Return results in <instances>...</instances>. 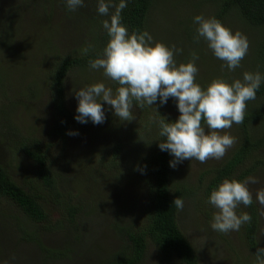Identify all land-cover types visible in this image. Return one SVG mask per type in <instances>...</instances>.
Masks as SVG:
<instances>
[{
	"label": "rangeland",
	"instance_id": "1",
	"mask_svg": "<svg viewBox=\"0 0 264 264\" xmlns=\"http://www.w3.org/2000/svg\"><path fill=\"white\" fill-rule=\"evenodd\" d=\"M33 4H35V1L31 2V0H0V156L4 162L12 166L11 173L19 180L33 179L32 162L23 155L16 154L12 157V154L5 148L6 110L8 113L14 110L10 117L23 131L34 134L44 143L49 142L52 155L54 150L58 152L64 145V143L59 142L57 137H49L53 119L46 112V108L49 107L46 99L41 101L39 99L46 92L44 86L48 69L56 56L55 47L59 52L67 50V38L63 37L59 42H56L54 39L60 30L56 28L57 32H53L48 28L47 18L41 15V10H36V12L34 10L32 12L27 11L26 7L28 5L32 7ZM160 8H162V12H159V8H155L154 18L150 24L151 28L155 25L154 41L182 48L183 52L175 57L178 65L182 62L187 63L194 55L197 56L196 65L199 71L196 82L202 87L206 88L213 79L222 77L228 69L221 67V62L214 61L216 57L207 47V42L204 40L199 47L198 44L190 42L184 34L185 26L198 27L193 20L189 22V19H193L194 16L202 14L205 18L214 17V5L212 6L210 2L204 0H162ZM9 13L14 15L15 20L20 21L18 25H13L9 21L7 22L10 24H5V18ZM179 21L183 23L179 25ZM225 26L233 32L239 31L245 35L249 43V49L253 47L251 46L252 42L259 41L258 30L246 26L234 13H229L225 17ZM179 33H183L182 40ZM84 38L82 34L79 37V43L84 42ZM88 39L92 41L91 37H88ZM249 49L247 52L248 58L245 60L244 57L242 60L243 62L245 60L244 65L239 67L237 71V68L233 72L229 71L228 75L233 73L235 77L237 75L243 76L244 72L256 69L254 66L255 58L252 59L254 53ZM190 51L195 52L189 54ZM86 75L88 81L86 86L104 82L106 86L113 89L115 85L113 81L104 77L102 69L92 70L89 68ZM228 82L231 83L232 80L229 79ZM83 87V85L80 86V88ZM70 89L68 87V90ZM115 89L117 88L115 87ZM113 92L115 93V90ZM77 103L73 91L69 105L71 104L75 113ZM158 104V101L153 106L146 103H133L134 119L127 122L131 125L130 128L137 130L142 135L146 130H144V127L147 128L148 124L153 123L151 136H155L157 132L155 124L159 115L161 117H164V115L165 117L179 115L177 107L170 102L160 105L162 108L160 114L157 108ZM104 108L106 116L104 123L99 125L91 123L89 130H84V128L81 129L83 130L81 133L76 131L78 134L71 135L65 142L67 148L74 154V161L72 168L62 175L63 189L60 190L62 195L59 200H71L74 204L83 203L86 205V211L81 212L79 217L89 238L76 248L81 256L71 254L70 259H63L61 262L50 261L47 264H99L98 260L106 251L113 249L116 244H121L120 234L112 227V222L124 219L127 224H139L142 221L145 199L135 176L137 165L133 164L132 156L130 155L131 158L129 157L125 161L128 171L123 179L116 177L113 168H104V161L112 159L113 156L111 133L115 131L117 135L121 136L117 137L118 139L115 137V142L118 140L127 142V134L130 131V128L124 127L127 123H122L113 114V110L109 105L104 104ZM116 122L121 123L122 127H116L117 130L113 129L112 132H108L104 128H109L112 124H117ZM97 127H101L98 132ZM219 132L221 135L225 134L223 130H219ZM151 136L147 138L138 137L137 143L134 141L132 145L142 147L145 150L149 145L148 140ZM125 147V149L129 148L127 145ZM229 150L220 160L210 158L204 163L195 159L191 161L184 160L177 165L176 171L172 174L174 182L191 188L193 193L183 198L184 207L179 210L178 220L181 229L195 247L200 264H253L255 258V253L247 246L242 227L238 232L228 233H220L210 227V221L217 210L207 203L208 199H204L202 173L211 168V164H217L224 160L229 154ZM262 153L264 155V150ZM82 154V157H78ZM119 156L121 158L116 159L118 162L124 159V154ZM118 169L120 170V167ZM69 172L71 174L68 176ZM204 176L207 175L204 174ZM252 176H255L258 182L249 184L248 187L255 195L258 190L264 189V170ZM116 190L118 194H113ZM65 191H70L69 193L75 196L68 199ZM39 193L44 197L42 204L47 208L49 214V219L46 221L48 223L39 225L27 221L14 205L4 200L0 201V252L4 250V256H0V264L44 263L42 253L34 243H28V240H26L28 245L25 246L23 242H18L22 241L19 240L21 234L31 235L36 233L41 242L45 243V246L59 249L69 246L70 244L66 243L67 241L71 240L72 242L70 236L67 240L64 232L53 231L48 228L50 224H54V221H62L67 218L68 213L65 207L61 208L56 203L54 194L44 187H39ZM95 209H98L101 215L96 212L93 213ZM244 211V205L241 204L237 212ZM68 229L71 230L70 227ZM22 248L27 249L19 252L18 249L21 250ZM145 254L146 257L142 264H161L158 253L152 245H149Z\"/></svg>",
	"mask_w": 264,
	"mask_h": 264
},
{
	"label": "trees",
	"instance_id": "2",
	"mask_svg": "<svg viewBox=\"0 0 264 264\" xmlns=\"http://www.w3.org/2000/svg\"><path fill=\"white\" fill-rule=\"evenodd\" d=\"M33 1H35V4L32 7L28 5L26 7L27 11L32 12L34 10L36 12V10H41V15L47 18L48 28L53 32H57L56 28L60 30L54 39L56 42H59L63 37L67 38V50L59 52L55 47L56 56L51 62L45 81L46 92L39 99V101L46 99L49 104L46 112L53 119L49 137H57L59 142L64 143V145L58 152L54 150L52 155L49 142L44 143L34 134L23 131L10 117L14 110L9 113L6 110L5 148L12 154V157L19 154L28 158L32 162L34 177L33 179H16L11 173L12 166L4 162L0 156V201L4 200L14 205L27 221L34 225L48 223L46 221L49 219L47 208L42 204L44 197L39 193L40 186L54 194L56 203L61 208L65 207L68 213L67 218L62 221H54V224H50L48 228L53 231L64 232L67 240L70 236L72 242L66 240V243L70 244L69 246L67 245L64 249L45 246V243L41 242L36 233L31 235L21 234L19 236V240L22 241L18 242H23L25 246L28 245L26 240H28V243H34L42 253L43 264H47L50 261L61 262L63 259H70L71 254L81 256L76 248L89 238L79 217L81 212L86 211V205L83 203L74 204L71 200L61 201L59 199L62 195L60 190L63 189L62 175L72 168L74 161V154L67 148V143L65 144L68 137L71 136L68 135V132L77 131L81 133L83 131L81 129L89 130L92 123L89 121L82 124L74 119L76 113L71 104L69 105L70 99L73 91L79 90L81 85L84 87L87 85L86 71L89 70V60L102 54L108 41V36L102 28V21L108 19V17L97 13V0H85V6L76 11L68 10L64 0H31V2ZM204 1L210 2L212 6L214 5L213 15L223 25H225V17L229 13H234L246 26L258 30L259 41L252 42L251 46L253 47L250 48L254 53L252 59L255 58L254 66L256 69L247 72L259 71L264 74V0ZM161 2L162 0H131L128 7L122 11V23L128 27L129 32L147 30L153 36L155 25L151 28L150 24L154 18L155 8H159V12H162ZM192 20L189 19V22H192ZM7 21L13 25H18L20 22L15 20L14 15L10 13L5 18V24H10ZM182 23V21L178 22L179 25ZM195 27L185 26L184 34L190 42L196 43L200 47L204 39H194L196 35ZM82 34L85 37L84 42L79 43V37ZM88 37H91L92 41ZM179 37L182 40L183 33H179ZM76 42L78 43L76 44ZM89 45H92L89 53L87 55L82 54L81 49ZM183 47L187 49L185 45ZM194 52L190 51L189 54ZM246 58H248V54L245 56V60ZM215 59L214 61H219L220 64L223 63ZM245 60L244 62L241 61V66L244 65ZM238 69L239 67L236 71ZM228 74L229 70L219 78L228 81L229 79H242L243 77L238 75L235 77L233 73ZM114 84L113 90L116 91L115 87L118 88L119 85L115 82ZM68 87L71 89L68 90ZM168 102L176 106L173 98H169ZM133 103L140 104L135 100ZM157 108L160 113L162 109L160 104L157 105ZM178 116L166 117V119L175 121ZM163 119H165V115L164 117H161V115L157 117L155 136H151L153 123L148 124L147 128L145 126V133L141 135L137 130L130 128L131 125L127 123L129 121H122V123L128 124H125L124 127L130 128L129 134H127V142H120V140L115 142V137L121 136L117 135L113 129L117 130L116 127H122L121 123L116 122L117 124H112L109 128L104 127L108 132L113 131L111 133L113 156L112 159L104 161V168H113L116 177L123 179L128 171L125 161L131 155L132 158H130L133 164L137 165L135 176L145 200L143 202L142 221L139 224H127L124 219L114 220L115 223L112 222V227L120 234L121 244H116L113 249L106 251L98 260L99 264H142L149 245L156 249L161 264H200L195 247H193L190 239L179 225L178 214L180 209H177L173 203L176 197L183 200L186 195L189 196L193 193L191 188L172 180V174L176 171L177 166L175 168L170 167L169 161L172 157L158 147V140L163 139L159 137V121ZM100 130L101 127H97V132ZM223 132L235 137L236 143L229 150V154L224 160L217 164H211V168L202 173L204 178L202 188L205 191V200L208 199L211 191L223 179L243 181L245 178L264 170V155L262 153L264 150V83L257 91L256 99L247 102L243 123L233 124L230 129H223ZM235 133L237 134L235 135ZM149 136H151L148 140L149 145L145 150L142 147L132 145L134 141L137 143L138 137L147 138ZM125 145L129 148L125 149ZM83 148L85 149L84 146ZM123 154L124 159L122 158L123 160L118 162L116 159L121 158L119 155ZM82 156L83 154L78 157ZM118 167H120V170ZM70 172L68 176L71 174ZM204 174L207 176L205 177ZM69 192L65 191L68 199L75 196ZM113 194H118V191H114ZM244 210L252 216V221L243 225L242 229L248 248L256 254L258 249L264 248V205H260L256 201L255 195H253V203L250 206H244ZM95 212L99 213V210L95 209L93 213ZM99 215H101V212ZM68 227L71 228L70 231ZM26 249L22 248L18 251L23 252ZM255 254L253 264H256ZM0 256H4V250H1Z\"/></svg>",
	"mask_w": 264,
	"mask_h": 264
},
{
	"label": "clouds",
	"instance_id": "3",
	"mask_svg": "<svg viewBox=\"0 0 264 264\" xmlns=\"http://www.w3.org/2000/svg\"><path fill=\"white\" fill-rule=\"evenodd\" d=\"M64 2L70 11L85 6V0ZM129 3L131 0H97V13L108 17L102 21L108 41L102 54L89 60V68L102 69L104 77L119 87L114 93L104 82H97L75 91L78 103L74 119L82 124L89 121L102 124L106 119L104 104H107L119 120L131 121L134 100L149 106L158 101L162 106L173 98L179 116L175 121L166 117L159 121V137L163 139L158 140V147L172 157L169 166L175 168L184 160L204 163L210 158L222 159L236 138L227 133L221 135L219 130L243 123L247 102L256 99L264 74L246 71L242 79L229 83L217 78L206 88L202 87L196 82L197 56L178 65L175 57L183 52L182 48L155 42L147 30L129 32L122 23V11ZM193 22L198 25L194 39L203 38L207 42L212 54L223 62L221 67L234 71L241 66L249 49L245 35L233 32L215 17L196 15ZM91 47L82 48L81 53L87 55ZM77 134L68 132V135ZM257 182L255 176L243 181L225 178L211 191L207 203L217 210L210 221L212 230L238 232L243 225L251 223L252 216L248 212L238 213L237 209L241 204L247 207L253 203L248 185ZM255 198L264 205V189L258 190ZM173 203L177 209L184 207L179 197ZM255 255L256 264H264V248Z\"/></svg>",
	"mask_w": 264,
	"mask_h": 264
}]
</instances>
